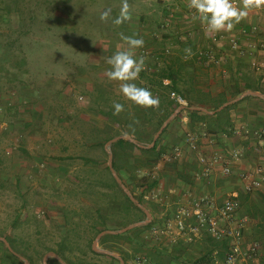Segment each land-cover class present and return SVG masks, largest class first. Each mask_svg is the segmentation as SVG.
<instances>
[{"label":"rangeland","instance_id":"1","mask_svg":"<svg viewBox=\"0 0 264 264\" xmlns=\"http://www.w3.org/2000/svg\"><path fill=\"white\" fill-rule=\"evenodd\" d=\"M188 2L128 0L131 20L116 25L113 20L120 15L122 0H0V236L22 256H31L34 264H44L48 246H58L64 232L65 209L77 210L87 203L79 181L92 176L108 178L105 166L109 153L106 142L102 143L108 127L101 108L113 106V101L123 104L124 110L136 106L120 93V82L110 81L106 75L111 67L106 59L118 47L128 50L120 34L144 40L143 47L133 50L135 58L145 57V68L133 81L138 87L149 89L145 77L171 67L180 72V88L203 95V87L209 82L203 70V38L211 40L225 35H203L205 25ZM109 8L107 22L101 21V12ZM252 10L249 12H257V16L262 13L260 19L251 24L246 17L235 26H264V8ZM164 81L168 83L169 79ZM232 110V117H247L251 113L263 119L264 101L242 103ZM184 115L187 112L182 110L180 116ZM180 116L171 120L170 133L164 136L162 144L169 149L173 145L180 147L177 156L188 164L185 175H192L187 180L179 178L175 168L165 167L167 156L154 167L160 184L146 198L160 203L162 211L157 213L160 221L148 231L152 237L146 246L149 251L176 245L169 241V234L154 231L155 227L164 230L159 224L164 214L170 217L180 206L191 205L205 195L220 206L217 198L228 192L224 185L239 188L241 181V176L233 172L220 176V166L208 180L202 176L197 152L188 144H180L187 129L198 134L201 153L207 143L203 153L206 155L222 152L218 146L231 150L234 143L231 139L222 141L225 137L213 132L214 126H209L213 135L206 134L208 139L203 143V126L189 128ZM259 126L257 123L256 127ZM213 186L218 190L214 191ZM237 221L236 217L233 223ZM189 222L196 225L193 219ZM208 235H195L187 229L182 237L190 245L179 242L175 246L180 260L162 255L161 264H194ZM6 247L0 240V264H27L17 255L18 259L12 257ZM80 247L85 248L86 260L106 264L105 257L88 255L84 243ZM187 248L188 255L184 254ZM220 252L224 258L225 250L217 251V256ZM222 257H216L218 262L214 264H223ZM83 260L81 257L80 264H85Z\"/></svg>","mask_w":264,"mask_h":264},{"label":"trees","instance_id":"2","mask_svg":"<svg viewBox=\"0 0 264 264\" xmlns=\"http://www.w3.org/2000/svg\"><path fill=\"white\" fill-rule=\"evenodd\" d=\"M179 74V71L170 67L167 71L161 72V74H149V76L145 77L147 80L146 87L150 89L153 96L159 98V108L145 109L132 106L127 107L126 110L122 111L119 115H114L113 106L101 108V114H103L106 119L105 125L108 127L102 143L121 134H129L141 142L150 143L163 122L181 105L176 98L171 96L173 91L177 92L188 102L187 108L184 109V111L187 112L189 117V128H193L195 124L200 126V123L205 122L206 119L205 112L194 107L205 106L210 111H214L248 89L264 92L260 86L255 85L250 80V77L245 79L244 84L236 75H233L229 79L226 91L218 93L204 91L202 92L203 95H195L192 93V90L184 91L179 87ZM165 79H169V82L166 83L164 81ZM253 100L264 101L263 98L258 96L248 95L239 101L225 106L222 110L214 114H208L207 117L213 118L217 122L216 125L211 123L210 126L219 127L225 134H231L233 132V124L231 122L229 110L242 103L252 102ZM180 113H182V111ZM180 113L176 118L180 116ZM180 117L182 118V116ZM170 125L171 123L166 126L155 145L151 148L140 147L127 139H119L111 145L113 166L117 173L133 192L134 196L148 207L153 214V220L146 225L135 227L124 233H107L101 237L99 245L102 248L109 249L121 255L126 264H135L133 260L137 255H145L148 259L158 264L162 262L160 260L162 255L168 256L171 260H180L181 254L175 246L164 245L162 249L155 248L153 251H149V248L146 247L151 242L152 238L148 231H150L149 229L152 228L156 222L160 221L157 218V213L162 211V205L160 203L151 198H146L147 193L152 192L160 184V178L155 175L154 167L161 164L167 156L169 158L165 161V167L175 168L177 172L176 175L179 178L187 180L186 177L189 179L190 175H192L189 173L185 175L188 164L179 160L178 154L176 153L178 145H173L169 149L166 145L162 144L164 136L170 133ZM105 154L108 155L107 152H105ZM105 170L108 173L107 179L100 178V176L99 178H94L95 176H92L87 180H83V178V181H79L83 184L82 193L84 197L88 199L87 203L77 210L65 209V223L63 224L64 232L62 233V238L58 242L57 247L48 246L47 248L48 251H55L68 264H80L81 257H83L85 264H102L97 260H86L84 255L85 248L80 247L83 243L84 247L87 248L88 255L90 254L92 257H105L107 261L106 264H120L118 258L94 251L92 248L94 239L103 230L119 229L146 218L145 212L132 202L129 196L117 183L109 166L106 165ZM258 195L260 198L255 208V214L260 215L261 220L264 221V193L258 192ZM248 198L249 195L246 194L243 201L247 203ZM164 215V220L159 223L160 226L162 225V228H164V223L171 217V215L170 217H166V214ZM191 219H193V221L195 220L197 223L195 217H191L189 220ZM208 237L203 252L195 260L194 264L217 263L216 257L221 258L223 256L222 252L217 256V251L219 252L222 249L226 251L228 249L229 240L227 238L218 240L211 234H209ZM6 249L12 257L18 259L7 247ZM77 250H80L82 254H77ZM27 258L31 264H34V260L31 256L27 255ZM48 264L61 263L56 258L52 257L48 261Z\"/></svg>","mask_w":264,"mask_h":264},{"label":"crops","instance_id":"3","mask_svg":"<svg viewBox=\"0 0 264 264\" xmlns=\"http://www.w3.org/2000/svg\"><path fill=\"white\" fill-rule=\"evenodd\" d=\"M253 11V10H249ZM250 13V12H249ZM254 13V12H253ZM251 14L248 18V22L254 24L256 19H260L262 13ZM264 20V15H262ZM255 29L256 31H252L251 29ZM205 33V26H203V35ZM212 34H218V37H211ZM207 37L211 40H207V38H203V70H205L206 74L204 77L209 80L206 87H203L205 92L218 93L224 92L227 90L229 79L236 75L241 82L245 84V79L250 77V80L255 84L260 86L262 89L264 88V26H234L231 31H221L217 33H212ZM227 37V38H225ZM229 38V39H228ZM239 39L238 45L239 48H235L233 43H230V40ZM232 41V42H233ZM215 68V69H213ZM251 90V89H248ZM264 90V89H263ZM258 91V90H257ZM263 92V91H260ZM203 108L209 110L207 107L203 106ZM210 111V110H209ZM206 115L205 122L200 123V126H203V143L208 139L205 135H211L213 132H220L221 137H225L222 141L228 142L229 139L233 141V148H238L242 151V157L233 163V173L241 176L245 172H251L255 168H261V176H263L262 184L258 188V192L264 193V123L263 119L257 117L255 115H251L248 113L247 117H241L239 114L236 116H230L231 122L233 124V132L231 134H225L224 131L216 127V131L212 133L209 132L210 124L214 123L216 125L215 119H211L207 117L208 114H214L207 111H204ZM229 113H235L232 108ZM259 119V120H258ZM181 121L185 124V126L190 127L189 125V117L188 115H184L181 118ZM214 121V122H213ZM259 123V128L256 127V124ZM196 125V124H195ZM195 125H193L195 127ZM178 126V125H177ZM193 127V128H194ZM196 128V127H195ZM176 127L172 130L174 132ZM188 131V129H187ZM186 134V132H185ZM184 134V137H185ZM213 135V134H212ZM181 146H187V143L182 138L180 142ZM206 145L203 144V153L206 152ZM177 148H180L177 146ZM219 151L223 153H228L229 150L224 149L221 146L216 147ZM227 151V152H225ZM176 153L177 149H176ZM199 157L201 151L196 153ZM179 155V154H178ZM221 176V172H219ZM208 180V178H205ZM239 188L229 185H224L225 190L228 192L232 190H236L239 193L240 200L242 202V207L237 213V222L245 221V230L244 237L245 243H247V247H244L245 243H243V251L245 254V258L241 264H264V221L261 220V216L255 214L256 205L258 204L259 195L258 192H247L245 190V184L248 182V179H243L240 177ZM223 186V187H224ZM215 187V186H213ZM214 191H217L218 188H213ZM226 195H222L218 197L217 200L223 203ZM248 194L249 198L247 203L243 201L245 195ZM241 216V218H239ZM262 223V224H261ZM166 234V233H165ZM168 235V234H167ZM175 237L170 235L169 241L176 243L182 242L181 244L188 247L190 242L185 240V237ZM252 242H258L260 244V248L251 253L249 247ZM174 245V246H176ZM184 254H190L189 248L185 249ZM250 254V255H249ZM252 254V255H251ZM192 256V255H191ZM190 264V263H189ZM193 264V263H192Z\"/></svg>","mask_w":264,"mask_h":264},{"label":"built area","instance_id":"4","mask_svg":"<svg viewBox=\"0 0 264 264\" xmlns=\"http://www.w3.org/2000/svg\"><path fill=\"white\" fill-rule=\"evenodd\" d=\"M232 3L234 6L240 7L239 0H232ZM233 46L237 47L238 41L235 40ZM171 96L184 104V99L176 92L173 91ZM184 140L193 152L200 151L199 136L194 131H187ZM176 149L180 154V149ZM241 157L242 151L238 148H233L228 153L214 152L210 155L201 153L198 157L201 174L204 178H210L217 166H220L221 175L229 176L234 171L233 163ZM261 173V168H255L251 172H245L241 175L243 179H248L244 186L247 192H252L261 186L263 180ZM241 207L239 193L236 190L229 192L220 206H216L215 200L210 195H205L195 199L191 205L180 206L164 223V230H158L155 227L154 231L158 234L166 233L179 237L189 229L195 235L206 232L218 240L227 238L229 244L224 254L223 264H241L245 258L243 251L245 221L233 223ZM191 217L197 219L196 225L188 221ZM259 248L258 242H252L249 247L251 253L256 252ZM133 262L135 264H158L145 255H137Z\"/></svg>","mask_w":264,"mask_h":264},{"label":"clouds","instance_id":"5","mask_svg":"<svg viewBox=\"0 0 264 264\" xmlns=\"http://www.w3.org/2000/svg\"><path fill=\"white\" fill-rule=\"evenodd\" d=\"M242 7L234 6L232 0H189L188 7L195 9L198 18L205 25V35L221 31H231L236 24H239L249 14V10L264 8V0H240ZM111 9L100 14L101 21L107 22ZM131 20L130 5L128 0H122L120 15L113 20L116 25ZM121 39L128 45V50H118L109 58L106 63L110 65L106 75L110 81H118L120 93L123 97L141 108H159L158 97L144 87H138L133 81L139 78V74L145 68V57L139 59L134 56V49L143 47L144 40L134 36L120 34ZM190 52V49H186ZM114 115H119L123 110V104L113 101Z\"/></svg>","mask_w":264,"mask_h":264},{"label":"water","instance_id":"6","mask_svg":"<svg viewBox=\"0 0 264 264\" xmlns=\"http://www.w3.org/2000/svg\"><path fill=\"white\" fill-rule=\"evenodd\" d=\"M248 95L258 96V97L264 99V92H260V91H257V90H246V91L242 92L238 97H236V98H234V99H232V100L224 103L223 105H221L217 110L209 111V110H207V109H205L203 107H194V108L201 109L203 111H207V112H210V113H216L217 111L222 110L225 106H227L229 104H232V103H234L236 101H239L240 99H242V98H244L245 96H248ZM184 103L185 104H181L179 107H177L173 111V113L163 122V124L161 125V127L159 128V130L155 133V135H154V137H153V139H152V141L150 143L141 142V141H139L138 139L132 137L129 134H121V135L115 136L112 139L108 140L106 142V144H105V148H106V150L109 153L108 166H109V168L111 170L112 175L114 176V178L116 179L117 183L120 185V187L122 188V190L132 200V202L135 205H137L139 208H141L145 212V214H146V218L145 219L140 220V221L133 222V223H131V224L127 225V226H124L122 228L103 230L94 239L93 244H92V248H93L94 251H97V252H100V253H104V254L112 255V256H114V257H116V258H118L120 260V264H126L125 263V260L121 257V255H119L118 253H114V252H112L109 249H105V248L99 247V241H100L101 237L103 235L107 234V233H110V234L124 233V232H127V231L135 228V227L146 225V224H148V223H150L152 221L153 214H152V212L144 204H142L134 196L133 192L123 182V180L121 179V177L117 173L116 169L113 166V153H112V150H111V145H112L113 142H115V141H117L119 139H127V140H130L133 143H136L137 145H139L140 147H143V148H151V147H153L155 145L157 139L159 138V136L161 135V133L163 132V130L166 128V126L171 122V120L173 118H175V116H177L179 112H181L182 110H184V109L187 108L188 102L184 100ZM0 240H2L3 242H5L6 246L9 248V250L12 253H14L15 255H17L21 259H23L27 264H30V261L26 257L22 256L21 254H19L17 251H15L13 249V247L10 244V242L5 237L0 236ZM49 257L56 258L61 264H68L55 251H49L48 253L45 254L44 260H43V263L44 264H47V260H48Z\"/></svg>","mask_w":264,"mask_h":264}]
</instances>
